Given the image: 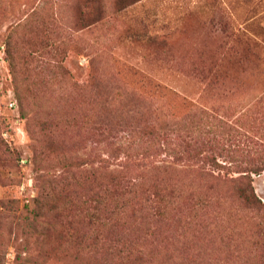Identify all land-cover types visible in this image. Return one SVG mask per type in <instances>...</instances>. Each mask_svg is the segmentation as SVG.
<instances>
[{"label": "rangeland", "instance_id": "obj_1", "mask_svg": "<svg viewBox=\"0 0 264 264\" xmlns=\"http://www.w3.org/2000/svg\"><path fill=\"white\" fill-rule=\"evenodd\" d=\"M239 177L264 202V0H0V264H264Z\"/></svg>", "mask_w": 264, "mask_h": 264}, {"label": "trees", "instance_id": "obj_2", "mask_svg": "<svg viewBox=\"0 0 264 264\" xmlns=\"http://www.w3.org/2000/svg\"><path fill=\"white\" fill-rule=\"evenodd\" d=\"M203 159L207 163L208 166L210 165L213 167L212 168L213 170L225 168L222 163H219L216 160L215 157L209 158V156H207L206 159L204 157ZM243 179H245V177H239V179L232 178V181L238 185L237 188L246 203H248L249 205H252L255 209L259 210L260 212H264V202H261V200L255 198L253 194H251V191H250L251 188H250L249 183H247ZM128 187H129L128 180H125V179L111 178L108 182L101 184V187L96 194V197H97L96 209L98 210V212H101L103 207L105 208L107 204L115 200L113 197L121 194L122 190ZM41 201L42 200L40 199L35 200L36 207H39L41 205L42 203ZM145 201L151 203L157 208V207H160V205L162 204L163 196L161 193L159 194L157 192H153L150 195L146 196ZM0 209L1 210L4 209V203L0 205ZM102 214L104 215L105 219H109L110 213L107 216H105L104 212H102ZM0 218H2L1 212H0ZM93 219L95 221L96 219H99V216H97V218L96 217L94 218L93 216ZM43 223L45 222L43 221ZM261 236H262V239H261L262 244L261 243L260 244L264 247V228L263 230H261Z\"/></svg>", "mask_w": 264, "mask_h": 264}]
</instances>
